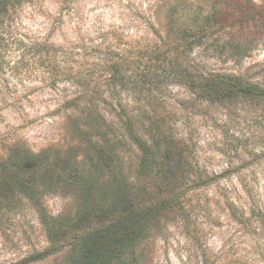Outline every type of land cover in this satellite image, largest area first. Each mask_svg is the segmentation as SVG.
Wrapping results in <instances>:
<instances>
[{
  "label": "rangeland",
  "instance_id": "obj_1",
  "mask_svg": "<svg viewBox=\"0 0 264 264\" xmlns=\"http://www.w3.org/2000/svg\"><path fill=\"white\" fill-rule=\"evenodd\" d=\"M0 17V161L15 146L46 151L90 174L96 195L113 181L103 170L95 179L91 159L96 147L113 146L121 177L144 190L142 204L153 210L125 264H264V102L209 103L167 83L148 103L135 99L130 82L114 85L107 70L118 61L131 77L160 41L179 43L184 29L211 26L178 63L264 88V0H20ZM39 44L64 54L42 58ZM121 105L145 141L151 121L181 148L184 167L173 179L159 175L163 167L139 173ZM92 109L104 126L88 120ZM81 198L77 187L58 185L42 190L39 202L58 222L75 217ZM65 230L62 249L33 264H68L90 230ZM50 245L32 201L0 202V264Z\"/></svg>",
  "mask_w": 264,
  "mask_h": 264
},
{
  "label": "trees",
  "instance_id": "obj_2",
  "mask_svg": "<svg viewBox=\"0 0 264 264\" xmlns=\"http://www.w3.org/2000/svg\"><path fill=\"white\" fill-rule=\"evenodd\" d=\"M19 1L0 0V16L7 12L8 7L14 8ZM227 21L228 19H225L219 24L223 26ZM211 29V26L194 30L184 29L181 33V41L172 43V45L160 41V44L155 46L150 53L134 63L135 67L131 77L121 74L122 63L110 61L107 64L110 81L114 85L130 82L133 84L132 91L138 94L135 99L143 96L148 103L154 99L151 92L153 90L159 92L161 86L167 83H179L191 88L198 99L209 103L264 102V88L257 84L245 83L236 76L199 73L194 67L182 66L178 63L195 44L201 42L204 36L211 32ZM35 49V53L45 59L49 57L54 59L64 54L63 49L60 51V47H47L43 44L37 45ZM86 96L80 94L76 96V99ZM89 98L88 102H91L94 97ZM126 109V106H120V110L126 114V121L122 123V126L140 153L139 173L146 175L154 172L153 175H157L161 171L160 167H163L166 171L160 172L159 175L165 174L163 178L173 179L176 174H179V169L182 171L184 167L181 148L168 140L167 135L157 126L154 127V122L151 121L145 125L148 140L145 141L133 129L135 116L128 113L129 110ZM94 111L93 109L86 111L88 120L93 124L103 123L104 126L105 120ZM112 148L113 146L108 145H105V148L96 147L95 157L91 159L90 167L93 169L95 179L96 175L103 170L108 172L113 181L109 190L100 194L96 193V195L93 186L95 180H91L90 174L81 170L75 162L69 161L65 165L58 157L53 158L46 151L34 154L25 147L15 146L9 151L6 159L0 161V202H12L19 196L32 201L43 220L47 237L51 243L50 247L44 251L32 254L16 264H33L52 256L60 251L66 242L68 230L65 229L69 227L79 229L83 226L89 228L90 232L75 249L76 251H72L68 264L126 263V259H129L132 253L130 249L151 221L153 210L151 205L142 204L143 189L128 188L125 179L120 175L121 171L117 169L118 166L114 165L115 155ZM159 153H163L160 161L157 158ZM180 175L182 178L181 172ZM58 185L74 186L81 192L80 205L73 219L64 218L56 222L48 216L39 202L42 190ZM166 202L168 200L163 199L159 204L160 208H163Z\"/></svg>",
  "mask_w": 264,
  "mask_h": 264
}]
</instances>
